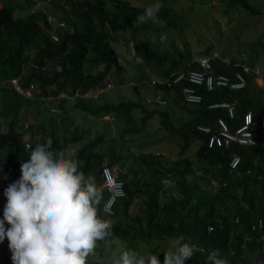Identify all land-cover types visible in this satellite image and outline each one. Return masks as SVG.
Masks as SVG:
<instances>
[{"label": "trees", "instance_id": "obj_1", "mask_svg": "<svg viewBox=\"0 0 264 264\" xmlns=\"http://www.w3.org/2000/svg\"><path fill=\"white\" fill-rule=\"evenodd\" d=\"M62 1L69 7L70 19L64 14L66 28L58 31V41L53 42L47 34L50 25L44 17L39 18L35 12L30 11L24 16L14 17L13 9L0 0V86L6 84L2 87L5 90V98L0 102V118L1 116L8 118L5 131L0 132V167L6 168L10 175L8 185L19 178L20 165L28 161L30 152L37 143V136L41 138V143L51 138L53 150L68 152L73 143L79 142V146L71 154L85 175L93 174L91 177L95 179L97 186L101 182V166L112 167L118 164L120 157L113 149L109 150L106 159L104 153L92 150L102 140L100 134L95 135L90 141H82L84 136L82 130L81 132L69 130L71 118L68 113L71 114L73 108L100 117L115 116L120 114L121 110L127 113L132 108H137L143 113L141 121L157 114L160 126L169 134L177 135L183 142L179 149L180 154L187 149L190 142L198 141L195 156L205 162L201 171L202 181L198 180L194 172L196 168L184 160L185 157L172 161L171 173L164 172V179H161L164 181L163 184L153 190H149L151 185L147 182L150 181L145 182L143 179L139 185L138 179L133 175L116 171V177L123 183L124 194L118 199L119 205L116 207V211L122 207L120 217L111 221L113 236L123 240L125 247L137 251L139 244L150 247L153 241L160 243L168 237L182 235L187 243L199 249L186 264H208V256L215 250L220 251L221 257L226 258L228 264H264V248H260L264 241H256L254 238L258 230L251 229L256 217H260L264 222V166L261 165V161H264V101L256 95L253 88H249L248 83L252 77L246 75V84L239 90L216 88L206 91L199 88L198 93L202 99L195 105L182 102L177 86L160 88L178 108L190 114L187 120L178 125L171 123L165 110L156 108L147 110L141 103L130 100L113 103L103 97L104 91L95 97H83L85 92L93 93L96 88L106 84L105 76L111 68L120 66L116 61L118 51L110 43L112 32L123 21L129 23L133 18L136 19L138 15L143 14L146 7L131 5L126 0H111V5H108L106 0ZM221 1L223 5L219 4V0L218 4L224 10H230L237 5L243 11L256 13L246 0ZM25 2L27 6L31 5L30 0ZM169 9L170 14L167 12ZM176 16L173 9L162 6L156 19H162L166 25L171 26L174 25ZM138 32L132 28L121 45L134 66L136 56L142 58L146 65L149 62L166 64L164 72L161 73L164 76L168 71L184 67L190 60L188 51L179 52L177 57H168L169 53L166 51L154 48L153 38L138 40ZM133 50L136 56L132 55ZM208 51L209 48H206L199 53L205 55ZM87 60L89 63H86ZM30 63L48 66L56 64L59 65V71L32 69ZM212 63L214 73H228L232 69L220 64L218 59H212ZM98 65H101V68L91 73L92 66ZM248 65L253 64L249 62ZM19 74L21 76L19 84L24 87L27 83H33L36 87L34 92L39 96L55 98L61 92L66 94L64 98L50 101V105L55 110L60 109L62 113L52 115L49 108L46 107L45 111V107H42L41 110H36L33 124L24 128L23 111L38 101L27 100L12 91L8 79ZM139 81L140 85L148 83L145 79ZM132 88L136 91L137 85H132ZM151 89L153 95L144 96L142 100L152 99L157 89L153 86ZM222 100L233 103L231 119H227L222 108H207L210 102ZM245 111H250L253 116L255 124L253 137L256 140L254 146L231 143L226 149L214 145L207 147L208 134L195 130V126L199 124L213 129L217 117L224 119L229 129H233L240 123ZM48 112L50 114L47 116ZM55 119L63 131L61 141L55 135ZM26 131H30L27 137L31 138L30 142L21 139ZM232 153L239 156V164L233 172L228 171L227 166ZM143 159L147 160L144 157ZM253 160H258L259 164L253 165ZM175 173H179L180 177L173 183L174 187H170L168 179L175 178ZM212 180L216 182L213 188ZM138 188H142L141 204L144 203L145 206L143 211L129 214L127 209L136 198ZM102 196L104 198L103 193ZM99 215L105 219L100 206ZM114 215L115 210L110 217ZM2 216L3 212L0 211V219ZM234 216H237L238 223L232 222ZM207 226H211L210 231H207ZM260 230L264 235V224ZM245 233L250 237L243 242L242 235ZM103 243L104 241L98 243V255L102 254L100 248ZM8 252L5 248H0V264H9L12 254ZM163 252V247L157 244L154 253L160 254L161 264Z\"/></svg>", "mask_w": 264, "mask_h": 264}, {"label": "rangeland", "instance_id": "obj_2", "mask_svg": "<svg viewBox=\"0 0 264 264\" xmlns=\"http://www.w3.org/2000/svg\"><path fill=\"white\" fill-rule=\"evenodd\" d=\"M131 5L137 7H147L150 4L156 2V0H126ZM247 3L256 11V13H250L243 11L237 5L233 6L230 10H224L220 5H223V1L219 0H158L164 7L173 9L177 16L175 18L174 25L168 26L162 19H156L155 22L149 21L143 24H134L136 19L133 18L131 22L123 21L117 27V29L111 34V45H113L117 51L118 56L123 61L118 68L112 67L110 72L105 76L106 87L103 97L107 98L113 103L118 101H134L139 102L147 110L156 108L159 110H165L167 117L172 124L178 125L190 117V114L186 113L184 109L178 108L171 98L167 97L163 92L157 91L162 99L166 102L163 105L145 104L143 97L152 96L153 90L151 89L153 84L152 80L158 77L164 72L166 64H154V62L140 63L134 66L132 61L124 53L122 48L123 39L129 36V32L132 28L137 29L138 40H143L146 37L155 39L153 44L154 48L158 51H166L168 57H177L179 52L188 51L191 58L199 55L200 51H205L209 48L207 55L216 54L229 61V68L234 69L233 64L235 60L242 59L246 64L252 62L254 67L259 69V75L264 80V0H246ZM108 5L112 4L111 0H106ZM2 3L10 6L13 9V16H24L26 14L25 9L27 3L25 0H2ZM20 3V4H19ZM50 4V3H48ZM47 4V6H48ZM44 5V4H43ZM46 6V5H45ZM22 8V10L17 8ZM40 13H45L48 10L42 6ZM61 10L57 13L60 14ZM171 13L170 9L167 11ZM38 16L39 13L35 12ZM161 35L167 37L166 41H159ZM89 61L90 58L88 59ZM86 63H89V61ZM101 65L97 67L92 66L90 72L94 73L99 70ZM139 77L138 80L134 78ZM148 80V83L140 85L139 80ZM138 82V83H137ZM137 85V90L132 88L133 84ZM6 84L0 86V102L4 99V89ZM249 88H253L256 95L264 101V84L261 80L253 79L248 83ZM110 87V88H109ZM31 104V103H30ZM50 105L44 103H33L27 107L25 112L23 111L22 123L31 125L35 121V112L37 109ZM68 108V106L66 105ZM43 109V110H44ZM71 109V108H70ZM52 115L62 113L60 109L50 111ZM54 113V114H53ZM120 114L115 116H91L84 112H79L74 108L68 113L71 118L69 130L75 131L81 130L84 132L82 141H90L95 135H101L102 140L92 148L93 151L104 153L106 159L110 149H113L115 153L120 157L117 165L110 167L115 174L117 172H124L128 175H133L138 179V184L141 185L144 181L149 185V190L163 184L161 179H164V172L171 173L170 166L172 161L185 157L184 160L193 164L197 173L196 177L202 181V167L205 162L198 160L195 156V150L198 146V141H192L189 143L187 149L180 154L179 149L183 142L175 134H169L164 128L160 126V120L157 114H154L148 120L141 121L143 113L137 108H132L129 112L119 111ZM50 113H47V116ZM73 115V116H72ZM38 117H41L38 115ZM95 117V118H94ZM46 120V119H45ZM8 118L1 116L0 118V132H4ZM55 135L59 141L63 138V131L59 126V122L55 119ZM47 127V125H46ZM30 131H26L22 135L21 139H27ZM29 142L31 138L27 139ZM79 146V142L73 143L70 146L68 153H72ZM158 154V155H157ZM141 156V158H139ZM146 158L147 160L143 159ZM103 158V160H104ZM121 160L123 162H121ZM107 166V165H102ZM198 169V171H197ZM96 172V168L94 169ZM136 171L135 173H132ZM93 174H91L92 176ZM7 179H4V177ZM88 176V174H86ZM175 178L168 179L170 181V187H174L173 183L180 177L179 173H175ZM10 180V175L6 168L0 167V194H3L4 189L7 187V181ZM161 181V182H160ZM100 185V184H99ZM143 199L142 188H138L137 196L128 207V213H135L137 211H143L145 206L141 204ZM5 197L0 195V210L3 211V206L6 203ZM119 200L117 199L113 210L115 215L110 217L105 215V219L114 221L120 217L121 206L119 211H116V207ZM141 204V205H140ZM3 205V206H2ZM7 226V225H6ZM243 242L248 238V234L242 235ZM173 237L166 238L163 242H152L150 247H145L142 244L138 245L137 253L145 255L150 251L155 252L157 244L163 247L164 251L167 250L169 242ZM244 244V243H243ZM8 249V241L0 243V248ZM264 247V245H263ZM125 248L123 240L113 236L106 240L98 251V246L95 255L88 258V264H111L112 258H114L120 251ZM163 258V254L161 256ZM1 262V259H0ZM9 264H12V260L9 259ZM258 264V263H257Z\"/></svg>", "mask_w": 264, "mask_h": 264}, {"label": "clouds", "instance_id": "obj_3", "mask_svg": "<svg viewBox=\"0 0 264 264\" xmlns=\"http://www.w3.org/2000/svg\"><path fill=\"white\" fill-rule=\"evenodd\" d=\"M30 1L31 5H28V10L31 8L30 12H37L45 18V13H40L39 11L32 9L33 2L32 0ZM53 1L54 0L50 2ZM45 5L47 4H45L44 2L41 6L45 7ZM161 8L162 4L159 3L158 0H156V2L150 4L144 9L143 14L137 16L136 20L134 21V24H143L149 21L155 22L157 14L161 10ZM160 39L161 41H166L167 37L165 35H161ZM153 42H155V39L153 40ZM132 55L136 56L134 50L132 51ZM212 55L215 56L212 57ZM212 55L200 54L196 57L209 56L212 57V59H218V62L220 64L226 65L224 63H221V59L229 63V60L221 56H218L216 54ZM194 58H190L187 63L189 65L188 67L196 68L195 63L192 62ZM240 60L242 61V59ZM116 61L119 64H123V61L120 59L119 56L116 58ZM236 61L237 60H235V62ZM136 63H143L142 58L136 56ZM32 64L35 63H30L31 68L34 69L32 67ZM187 64H185V66L180 69L168 71L164 76L160 74L153 80H163L167 78V76L171 72L184 71L187 68ZM55 65L56 64H52V66H49V69H52ZM246 65L249 67H254L253 65ZM233 70L224 74L230 76ZM248 75L251 76L252 79L261 80L262 85L264 84L263 77L259 75V69L258 76H254V74ZM20 77L21 76L19 74L13 78L8 79L9 84V80L17 78V84L20 87H23L19 84ZM28 84L29 83H27V85ZM152 84L153 87L159 92H162L160 88H171L174 86L179 87V93L184 104L195 105L201 102V100L198 103H187L184 101L182 93L180 91L181 87L186 85V82H184L183 80L178 84H171L170 86H166L163 83L156 82ZM133 85L136 84L134 83ZM10 86L12 88V91L14 92L11 84ZM105 87L106 85L103 84L100 87L96 88L95 91L99 88H102L103 90L101 92H103L105 91V89H107ZM199 88H195L197 93ZM34 91L33 94L36 97H42L37 95ZM157 91L152 97V99H149V102L146 101V99L148 98L144 100L145 104H152L155 106L165 104L166 101L160 97ZM156 96L162 102L159 103L153 101ZM35 99L38 101V103L50 105V101L54 99L59 100L61 98L52 97L51 100L47 101H41L37 98ZM222 101L228 102L225 100ZM222 101H213L209 104ZM209 104H207V108ZM51 109L55 110L52 105H50L49 110L53 111ZM196 126L195 130H197ZM199 126L206 125L199 124ZM26 127L27 125L24 124V128ZM213 129L211 130V133L213 132ZM203 134L206 135L208 133ZM209 135L210 133L207 135L206 145ZM36 140L37 143L32 148L28 161L21 163L20 165L19 178L9 184L3 191V196L6 199V203L4 204V206L2 205L3 211L0 210L3 212L2 219H0V243L4 242L5 239L8 241V254H12V264H88V258L90 256L95 255L98 243L101 241L105 242L106 240L113 237L111 221L103 219L99 215V206L101 207V204L107 196V192L101 186L102 180L100 178L101 182L99 186L103 190V192L99 190L96 181L93 177L86 176L85 173L80 170L79 163L74 158L73 154H70L65 150H53L51 148V138H48V140L43 143L40 142L41 138L39 136L36 137ZM26 146L27 144H25V147ZM227 147H225L224 149H226ZM232 155H236L238 157V163L236 165L237 167L239 164V156L236 153H232L229 157V160ZM229 160L227 163L228 171L233 172L236 167L230 168ZM252 164L258 165L259 161L253 160ZM261 165L264 166V161H261ZM194 172L196 173V171ZM114 175L115 178L118 179L116 177V173ZM4 179H7V177L5 176ZM215 184L216 182L212 180L211 187L213 188ZM102 193L104 194V198L102 196ZM232 222L238 223L237 216H234L232 218ZM210 230L211 226H207V231ZM261 233V230L260 232L257 231V236L254 238L258 242L264 241L263 233V239L259 240V235ZM249 237L250 236H248L247 240L249 239ZM260 248L263 249V245H261ZM198 250L199 249L195 245L187 243L182 235L177 236L169 242L167 250L162 253V264H186V262L190 261L195 252H197ZM137 251L125 247L114 258H112L111 264H161V260L159 259L160 254H156L150 251L145 255H141L137 253ZM208 264H228V260L226 258L221 257L219 250H215L208 256Z\"/></svg>", "mask_w": 264, "mask_h": 264}, {"label": "built area", "instance_id": "obj_4", "mask_svg": "<svg viewBox=\"0 0 264 264\" xmlns=\"http://www.w3.org/2000/svg\"><path fill=\"white\" fill-rule=\"evenodd\" d=\"M49 0H32V9L40 10L42 8V3H46ZM64 9L67 7L64 5ZM45 19L47 23L50 25V28L47 30V34L49 38L53 42L58 41V36L54 32L55 28L64 30L66 28V21L60 20L53 15H46ZM161 39H159L160 41ZM215 55H212L214 57ZM212 57L209 56H198L195 57L192 62L195 63L196 68H190L187 64V68L184 71H176L171 72L167 78L163 80H152L154 83H163L166 86H170L171 84H178L182 80L186 82V85L182 86L180 91L182 93L183 99L187 103H198L201 100V96L196 91V87H202L206 91H211L216 88H228V89H241L245 85V75L254 74V76H258V69L254 67L247 66L240 59L237 60L234 64V70L231 72L230 76L224 73H213V66L211 63ZM221 63L229 65V63L223 59H221ZM34 69H40L41 71H59V65L53 66L52 69H49L48 65L38 66L36 64H32ZM17 78L11 79L10 84L13 87L15 93L21 95L27 99H39L41 101L51 100L52 97H36L33 94L35 89L34 85L29 83L26 87H20L16 81ZM103 89L99 88L93 93L87 94L86 92L83 94V97L92 96L95 97L96 94L100 93ZM66 94L59 93L56 98H64ZM149 102V99H146ZM153 101L162 102L156 96ZM208 108H223L228 119L233 117V104L229 102H214L208 105ZM54 110V109H51ZM214 129L211 133V130L207 126H196L198 132L201 133H210L207 141V146H222L223 148L227 147L231 143H236L238 145H255L256 141L252 137L253 130L255 128L252 115L250 112H245L242 114L241 123L238 126H235L233 129H229L226 121L222 118H216L214 123ZM238 163V157L236 155H232L229 160V167L235 168ZM100 178L102 180L101 186L107 192V196L103 203L101 204V211L105 215H110L113 213V204L116 199L121 198L124 194L122 181L115 178L113 170L108 166L101 167ZM236 221V218H235ZM263 222L262 219L256 217L255 224L251 225V229L258 230L260 232V228H262ZM263 239L262 233L259 235V240Z\"/></svg>", "mask_w": 264, "mask_h": 264}, {"label": "crops", "instance_id": "obj_5", "mask_svg": "<svg viewBox=\"0 0 264 264\" xmlns=\"http://www.w3.org/2000/svg\"><path fill=\"white\" fill-rule=\"evenodd\" d=\"M50 1L52 0H49L47 1L45 4H48ZM20 4V3H19ZM66 6L67 8L64 9L63 6ZM46 9L48 10L47 12H45V16L47 15H53L55 16L56 18L60 19V20H65L63 17H64V14L66 15V17L68 19H70V15H69V7L68 5H66V3H64L62 0H54L53 2H50V4H48V6L46 5L45 6ZM23 7L21 8H17V9H20L22 10ZM59 10H61L60 14L57 13ZM27 11H31V8L28 10V6H26V9H25V12L27 13ZM42 16L40 15L39 18H41ZM39 20V19H38ZM66 21V20H65ZM58 31L61 32L62 30L61 29H58V28H55L54 29V32L57 34L58 38H59V35H58ZM253 80V79H252ZM99 190L103 192V190L100 188V186H98Z\"/></svg>", "mask_w": 264, "mask_h": 264}]
</instances>
